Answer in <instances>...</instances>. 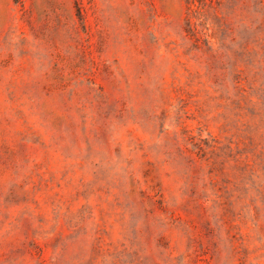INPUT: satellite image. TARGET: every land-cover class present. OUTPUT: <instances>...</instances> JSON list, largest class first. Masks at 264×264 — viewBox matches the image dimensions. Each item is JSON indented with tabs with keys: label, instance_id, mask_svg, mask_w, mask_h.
<instances>
[{
	"label": "rangeland",
	"instance_id": "obj_1",
	"mask_svg": "<svg viewBox=\"0 0 264 264\" xmlns=\"http://www.w3.org/2000/svg\"><path fill=\"white\" fill-rule=\"evenodd\" d=\"M0 264H264V0H0Z\"/></svg>",
	"mask_w": 264,
	"mask_h": 264
}]
</instances>
